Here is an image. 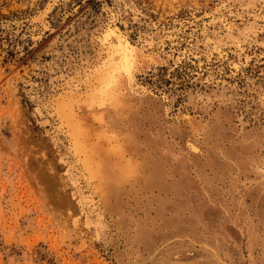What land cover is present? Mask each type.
Wrapping results in <instances>:
<instances>
[{
	"label": "rangeland",
	"instance_id": "obj_1",
	"mask_svg": "<svg viewBox=\"0 0 264 264\" xmlns=\"http://www.w3.org/2000/svg\"><path fill=\"white\" fill-rule=\"evenodd\" d=\"M0 264H264V0H0Z\"/></svg>",
	"mask_w": 264,
	"mask_h": 264
},
{
	"label": "bare ground",
	"instance_id": "obj_2",
	"mask_svg": "<svg viewBox=\"0 0 264 264\" xmlns=\"http://www.w3.org/2000/svg\"><path fill=\"white\" fill-rule=\"evenodd\" d=\"M117 36H119V38H118L119 44L117 42V44H118L117 47L119 49L118 52L121 51L122 59H120V60L123 63L121 64V66H118V67L111 66L109 68L108 72H107V78L106 79H107V82H108V85L107 86L111 90L110 93L108 94V96L110 95L109 99L111 100L113 98V100H115L118 103L119 102L118 97L120 96L119 93L121 91H128V92H131V93L138 92L137 89H134V78H133L132 70H131L132 69V66L135 64L134 62H137L138 61V55L134 54L132 51H129V48L126 46L127 44L126 45H123V43L121 41L122 39L120 38V35H117ZM104 42H106V41H104ZM122 65H123V67H122ZM94 98L89 102V105L90 106H89V109L88 110L95 109L94 106L96 105L95 104L96 101L94 102V100H95ZM105 106L106 105L104 103L102 105V107H105ZM70 115H71V113H69V116ZM68 119H71V118L69 117ZM98 120L101 122V115L98 116ZM71 128H72V135L75 138V146H76L77 151L83 152V153H86L87 154L89 152V150L87 149V145L84 143V139L85 138H88L87 131L81 126L80 123H77V122H73V124H71ZM103 136L105 138V135L104 134H103ZM113 137H115V136H113ZM94 153H96V150L92 149V153H91L90 156L89 155H85V158L83 160L84 168L87 171L90 179H92V180H98V181L102 179L101 181H103V183L105 184V179H107L106 178V172H107V170L104 168L103 163L99 164V162H95L94 161L95 159L93 160L94 157H92V154H94ZM81 161H82V159H81ZM115 170H116V168H115ZM128 171H126V172H128ZM122 172H123V170H122ZM122 174H125V172L124 173H117L115 175V177L112 176L113 180L109 184L117 183V182L122 181L123 180V175ZM101 176H102V178H101ZM115 186L116 185L113 184L112 188L115 187Z\"/></svg>",
	"mask_w": 264,
	"mask_h": 264
}]
</instances>
